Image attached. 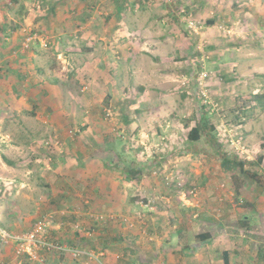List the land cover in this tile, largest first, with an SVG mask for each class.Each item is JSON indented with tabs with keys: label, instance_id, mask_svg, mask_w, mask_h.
<instances>
[{
	"label": "rangeland",
	"instance_id": "obj_1",
	"mask_svg": "<svg viewBox=\"0 0 264 264\" xmlns=\"http://www.w3.org/2000/svg\"><path fill=\"white\" fill-rule=\"evenodd\" d=\"M52 1L18 0L10 4L9 0H0V65L5 64L3 59H28L29 63V59H43L35 65L53 61V67L59 71L64 70L68 74L76 71L78 76L77 63L84 59H113L119 64L126 63V59H137V67L143 71L151 70L162 75L165 71L163 85L159 82L152 86L153 82L145 78H135L127 83L118 80L116 83L107 82L105 79L101 85L106 84V88L104 92H98L97 104L93 108L87 106L89 108L86 109L82 102L77 101L75 106L79 111L70 112L67 120L71 123L66 130V136L71 140L82 136L88 139L93 134L98 139L106 137L108 141L119 142L118 146L125 151L129 148L132 160L128 161L125 157L124 160L133 163L135 171L144 167L146 177L143 182L150 186L153 179H157L162 192H157L155 199L148 197L149 211L153 212L147 215H140L136 210L134 214L91 211L92 220L89 222L73 221L71 216L80 215V210L76 209L77 213L75 210L54 209V195L47 185L52 181H48V172L57 165L55 156L66 153L69 139L59 132L54 133V120L47 116L45 108L39 111L37 117L24 109L19 114L15 113L12 106L1 103L0 109L4 108L5 112H0V138L8 140L0 139V181L5 183L0 184V192H3L0 199L5 203V208L0 209V264H24L27 259L30 264H52L62 254V260L67 264H75L73 259L82 258L65 252L52 254L40 250L38 255L33 253V259H30L28 254L22 253L12 236L30 231L38 220L47 223L49 236H58L64 244L79 249H86L82 247L85 244L94 247L81 250L92 252L95 256L89 258L95 257L100 261L102 255L95 251L100 241V229L107 227L106 233L111 237L119 231L125 234L130 230L129 240L123 239L125 236L118 241L108 239L109 248L121 256L123 252H131V247L137 242L148 243L147 238L156 236L159 228L168 232L181 227V215L186 218L187 213L191 215L193 211L199 215L205 210V205L213 206L215 220L224 219L214 227L221 236L228 238L225 239V246L229 248L231 264L241 261H244L243 264H256L257 260L264 264V260L261 261L264 251L263 256L255 258V245L264 248V108L257 105L256 110L246 109V114L242 113L245 101H251L250 93L256 89H259V94L264 93V0H240L247 3V8L233 10L236 15L230 12L237 6L236 0H119L118 6L116 0H54L58 4L56 12L51 13ZM81 13L90 14L88 22L81 23ZM212 13H216L215 19L218 20L211 25L208 19ZM190 18L202 25L199 34L189 28L187 20ZM34 34L33 41L39 53L32 49L27 51L29 47L24 46L25 38ZM239 39L249 44L246 55L250 59L257 60L254 56H259L263 74L251 82L247 80L237 84L238 81H229L225 73L218 70L221 66L216 58L223 53L222 49L219 47L217 52L210 46L222 45L224 40L241 45ZM164 41L165 46L162 44ZM156 56L168 61L155 63ZM144 59L151 61L146 63ZM98 68L100 66L93 69ZM206 72L208 76L202 79L201 75ZM38 75L44 82L46 77ZM88 86L87 82L82 84L83 89H89ZM145 86L150 88L146 94L139 89ZM76 87L72 82V90ZM5 89L9 90V87L0 86L1 98ZM231 89L234 91L232 98H226L222 104V98L225 99V93ZM108 90L120 94L121 98L113 99ZM71 97L68 102L72 101ZM120 99L125 114L118 103ZM130 101H133L131 105ZM129 106L132 111L140 110L134 113L133 123ZM125 116L131 122L127 123ZM239 116L245 117L246 121L238 127ZM200 120L208 126L214 125L216 130L207 129L199 140L192 141L188 137L189 131ZM88 121L92 122V128ZM84 122L88 125L85 128ZM27 130L33 134L29 136ZM109 150L114 156V150ZM110 152L103 154L101 150L95 151L99 159H104V168L98 178L105 179L106 183L112 170ZM223 155L246 160L245 171L238 168L224 170L221 166ZM260 156L263 157L261 160ZM5 157L16 164L9 165ZM83 158L76 157L77 160ZM71 162L70 159L69 164ZM91 168L94 171L96 166ZM123 173L126 177L130 175L129 171ZM15 179L21 183L16 186L10 184L12 180L15 183ZM119 180L126 183L124 177ZM79 198L87 202V197L79 195ZM162 205L169 210L167 214H158ZM152 214L168 216L162 220ZM245 214L251 218L249 226L243 227L241 217ZM98 218L103 221L96 222ZM197 219L199 217L196 218L197 224L190 222L188 231L191 235L209 229L210 224ZM96 225L98 231L92 228ZM216 231L212 232L218 235ZM77 232L83 233V236L73 239ZM222 242V238L216 236L214 248L221 249ZM158 244L159 241L156 249ZM152 253H146L139 264H169L170 257L165 258L164 251L152 250ZM139 257L142 258V254ZM208 258H211L209 254ZM173 260L176 261V258ZM84 261L88 262V259ZM108 263L124 264L111 263L110 260ZM212 264L221 263L215 260Z\"/></svg>",
	"mask_w": 264,
	"mask_h": 264
},
{
	"label": "crops",
	"instance_id": "obj_2",
	"mask_svg": "<svg viewBox=\"0 0 264 264\" xmlns=\"http://www.w3.org/2000/svg\"><path fill=\"white\" fill-rule=\"evenodd\" d=\"M239 1L240 0H236L237 6H234L235 8L232 9V11H230L231 9L229 10L231 13H234L235 15H236V11L233 10L237 9L238 11H241L247 8L246 7L247 3L245 4V2L243 1L239 2ZM53 4H55L54 5L55 7L52 10ZM57 4L58 3H55L54 0L52 1V6L49 8L51 13L56 12ZM71 11L72 10H69V12ZM215 15L216 13H212V15H210V18L215 17ZM63 16L65 17L66 14ZM216 20H218V18H216ZM246 37L247 36H243L242 38H246ZM164 42L162 43L163 46H165L166 44V42L165 43ZM218 42H221V40L218 39ZM224 42L225 43L222 45L212 44L211 46H213L214 48L213 47L212 48L216 49L217 52L219 47L223 51V53H221V55L216 59L218 61V64L221 66L218 70L221 71V73L223 74L225 73L224 75L226 79H228L229 81L231 80L238 81L237 82L238 84L241 82H245L247 80L251 82V80H253L254 78H258L260 77V74H263L262 71L263 69H261L262 63L258 62L259 56L258 55L254 56L257 58L256 60V59H250V57L246 55V49L249 47L248 43H245V41L243 42L240 39L238 43H242L243 45L231 43L232 42L231 40H224ZM32 55L35 56L36 55L35 52H33ZM29 60L30 63L28 62V59H19V60L3 59V62L5 61L4 62L5 64L0 65V77H1L0 86L1 87L8 86L9 90L5 89V91L2 92L3 94L2 98L0 93V107L3 105L1 103H4L6 106H12L14 108L13 110L15 111V113L19 114L24 109V110H28L30 114L33 116H37L39 111L45 108L46 112L48 113L47 116H50L52 120H54L52 126V128H54L52 130H55L54 133L59 132L61 135L65 136L64 138L67 139H69V137L66 136V130L68 129L71 123L68 122L67 120L69 116H71L70 112L75 113L79 111L77 110L78 108L76 109L75 106L77 101L82 102L84 107L91 106L93 108V106L97 104L96 100L98 98V92L99 91L104 92L103 89L106 88V84L103 86L101 85L105 79L107 82L114 81L116 83L117 82L116 80H118L120 82L126 81L127 83L128 80L132 81L135 78L137 79L145 78L146 81L153 82L152 86H155L154 84L159 82L161 85H163V81L166 79V76H164L165 71H163V75H162L160 73H156L151 70L143 71L140 68H138L137 67L138 63L136 64V62H138L137 59H126V63L123 64L122 63L119 64L118 60H113V59H91V61L84 59V61L77 63V71H79L78 76L76 74V71L70 74L64 73V70L59 71L56 67H53L54 65L53 61L50 63H45L44 65L36 66L35 63H38L40 60L43 59H29ZM150 61L151 59L145 60L146 63L147 62L149 63ZM156 61L157 63L158 62L160 63L162 61H168V59H164V58L161 59L156 56L154 58V62L156 63ZM98 66H100V68L96 70L93 69V68H97ZM33 69L35 71H33ZM125 71H127V73H124ZM226 72H228V75ZM38 74H42L44 77H46L44 82H41L42 77H40ZM72 82H74L77 85V87L74 90H72ZM86 82L89 84L88 87H90L87 90L83 89L82 87V84ZM229 84L231 86L230 82L228 83V85ZM232 87L236 88L234 87V85H232ZM139 89L143 90L144 94L150 91L149 86L139 87ZM258 90L259 89H256L253 91V93H250L251 101H245L244 109L245 107L250 111L257 109V105H256L257 102L256 100H254V95L259 94ZM108 91L112 93L110 90ZM158 92L164 94V91L163 90L161 91V89H158ZM233 92L234 91L232 89L231 91H227V93H225V99L223 97L221 103L222 104L225 103V101L229 97L232 98ZM68 94H70L72 97L69 96ZM6 95H8V97ZM112 95L114 96L113 99L121 98L119 97L121 96L120 94L112 93ZM108 96H110V94H108ZM69 97L72 98V101L69 100L68 102ZM118 103L120 104L121 106L120 108L122 110V105H121L122 99H120ZM132 103L133 101H130V105ZM88 108L89 107H87L86 109ZM129 109H130L129 112L133 113L131 115V119L133 123L134 113L136 111L137 113H139L140 110L137 109L136 111L135 110L132 111L130 106ZM2 110L5 112L4 108H1L0 112H2ZM245 121H246L245 117L239 119L240 123L238 124V127L242 126L243 123H245ZM0 122H2L1 115H0ZM88 122H89L88 125H90L89 127L92 128L93 127L92 122L90 121ZM134 122L137 123V121ZM29 123L32 124L31 122ZM84 123L85 126H83V128L88 126L86 122ZM248 123L246 125H248ZM27 132L29 136L33 134V132H29L28 130ZM252 133L253 132H251L250 134ZM8 137H10V135ZM0 139L4 141L8 140L7 138L4 139L0 138ZM118 144L120 143L115 140L108 141L106 137L105 138L101 137V139H98V137L93 134L92 137L88 139H86L85 136H82L81 138L76 137V140H71L70 138L66 153L62 156H59L58 154L55 156L57 165L56 166L53 165L54 167L52 168V170L48 172L49 174L48 181L49 180L52 181L49 182V184L47 185L50 187V190L54 195V199H55L54 206L52 207L54 209L60 208L61 210L69 209V212H71L72 210H75L77 212L76 209H79L81 212L80 215L77 216V214H75L76 216L75 215L71 216L72 220L75 222L76 221L89 222L90 219L92 220L91 211L92 212L102 211V213H106L108 211L107 213L123 212L128 214L130 213L134 214L136 210V213L141 212L142 215H147L150 214L149 212H153V211H149V209L151 208L148 207L150 206V204H148L150 201L148 200V197H154L157 194V192L158 193L162 192L161 190H159V181H157V179H153V184H151L150 186L144 183L143 181L146 177L145 175L146 172L144 170V167H142L138 171H135L133 169L134 166L132 165L133 163H128L124 160V157L128 161L132 160V158H129V148H127L125 151V149H120ZM105 149L106 151H104ZM109 149L114 150V156L112 155ZM97 150L98 151L101 150L103 154H106V152L111 153L113 161H112V166L110 168L112 170H110L111 176L108 183H106L105 179L98 178L102 174V168H104L103 167L104 159L103 160L99 159L98 155L95 153V151ZM78 156H82L84 158L81 160H77L76 157ZM70 159L72 161L71 164H69ZM73 159H75L76 161H73ZM118 159H120L121 162L120 161L117 162ZM119 163H121V165ZM4 166L6 165L4 164ZM91 166H96V169L93 171ZM142 166H144V163ZM123 171H129L130 175L126 177ZM122 177L125 178L126 183H123L119 180ZM147 177L149 176L147 175ZM15 180H16V182L14 181L15 183H13L12 180L10 184H14L16 186L18 185V183H21V181L17 179ZM99 180L100 182L98 183ZM7 183L8 182H6V184ZM0 184L2 186L5 183L0 181ZM12 192L13 190L10 191V193ZM136 194H139V196H136ZM79 195H82V197H87V202L90 203H87L86 199L83 198L80 199ZM155 198L156 197H154L153 199ZM164 203L166 205L170 204L167 202ZM209 204L211 203L209 202ZM227 204L228 207H231L230 203ZM175 206L176 205H174V207ZM1 208H5V203H2L0 199V209ZM214 210L215 209H213L212 205H209L208 207L205 205V210L203 211V213L199 215L194 214V211H193L194 215L193 214L190 215L187 213L186 218H183V215H181L180 216L181 220L179 221L180 223H183L181 227L172 229L171 231L168 232L167 231L163 232L164 228H159L158 231L160 232L157 234L154 233L156 234V236L153 234L154 236L150 235V237L147 238L149 240H152L151 242L149 240L148 243L137 242L136 246H132L133 248L131 247L130 249L131 252H128L127 254L123 252L121 256L119 254L114 253L113 248H109L110 244L108 239L112 238L118 241L121 240L123 236H125L123 239L128 238L126 240H129L128 234L130 230L126 231L125 234L122 233V231H119L118 233L113 234V236L111 237L109 233L108 234L106 233V231L108 230L107 227L104 229V231H101L100 229V231H98L99 234L98 238L100 239V241L98 242L95 251H97V253L102 255V259L100 257L101 260L99 262L98 261L94 262L92 260H88V262H86L84 260H86L87 258L81 256L82 258H75L73 259V261L75 264H90V263L109 264L108 263L109 260L111 261V263L124 262V264H139L142 262L141 260H143L144 257L146 256V253L153 254L152 250L153 251L158 250L159 252L164 251V254L166 255L165 258L170 257V259L167 261V263L169 264H212V262L215 260H217L221 264H226L225 253L228 256L229 264H231L228 255L229 248L225 246V241H226L225 239L228 238L221 236L214 227V225L219 224V222H223L224 219H218V221L215 220L216 217L214 214L215 213ZM166 211L169 210H165V207L163 206L162 211L161 209H159L158 214L166 213ZM4 212L6 213V211ZM152 215L153 217L156 216L161 218L162 220H164V218L165 217L167 218L168 216V215H164L165 217H163L161 215H156V214H152ZM198 217L199 219H202L203 222L210 224L209 229L206 231L193 233L191 235L189 233L190 231H188L190 228L189 226L190 222L193 225L197 224L195 222H196V218ZM242 217L248 219L249 221L251 218L248 214H245ZM168 221L170 220L168 219ZM68 224H70V222ZM86 225H91V224L86 223ZM212 231H216L218 235ZM200 233H208L209 237L206 240L200 239V241H198L197 235ZM81 236H83V233L77 232L76 236L73 239H78ZM216 236L222 238L223 242L221 244V249L214 248L216 246V243H214V238ZM55 238L59 239L58 236H56ZM59 241L61 240L59 239ZM158 241H159L158 244L159 247L158 249H156L155 245ZM82 247L86 248V249L81 248L83 250H87V248L94 249V247H90V245L87 244H85ZM255 249L257 251V253H255V258L261 256L262 252L264 251V248H261L260 245H255ZM65 253L71 254L69 252H65ZM140 254H142V258L139 257ZM155 254L158 255L157 252ZM208 254L211 256L210 259L208 258ZM173 258H176V261H174ZM62 259H63V255H60L59 259L55 258L53 263L67 264ZM118 259H121L122 261L121 260L118 261ZM263 260L264 258L261 261ZM258 261L260 260H257V262ZM243 262L244 261H241L237 264H243ZM70 264L73 263L70 262Z\"/></svg>",
	"mask_w": 264,
	"mask_h": 264
},
{
	"label": "trees",
	"instance_id": "obj_3",
	"mask_svg": "<svg viewBox=\"0 0 264 264\" xmlns=\"http://www.w3.org/2000/svg\"><path fill=\"white\" fill-rule=\"evenodd\" d=\"M18 0H9V3L10 4H12V3H14V2H17ZM117 2H116V4H117V6L119 5L118 3H120L119 2V0H116ZM55 4H53V6H52V10L54 9V6ZM76 8H74V10H75ZM70 10H72L73 11V9H70ZM89 17H90V14L89 13H81L80 15H79V19H80V21H81V23H85V22H88V20H89ZM215 21H216V19H215V17H211L210 19H208V24H214L215 23ZM81 25V24H80ZM31 45H32V47H31ZM213 46H210V48H212ZM214 48V47H213ZM32 49V50H31ZM28 50H31V51H37V53L39 52L38 50H37V47L35 46V41H33L32 43L30 42V45H29V48L27 49V51ZM254 100H256V102H257V104L256 105H260L262 108H264V94H257V95H254ZM255 102V101H254ZM244 107H242V113L243 114H246V107H245V109H243ZM137 112V111H136ZM122 113H124L125 114V109L122 107ZM245 116V115H244ZM125 117H127L128 118V120H126V122L127 123H129L130 122V119H129V117L128 116H125ZM246 117V116H245ZM243 117H241V116H239V119H242ZM207 129H210L211 131H213V130H216L215 129V126L214 125H211V126H208V124L205 122V121H203V120H200V123L199 124H196L194 127H192L191 128V130L189 131V134H188V137H189V139L190 140H192V141H197V140H199L202 136H203V134H204V132L205 131H207ZM47 152H49V151H47ZM46 156H48V153H47V155ZM47 158V157H46ZM263 157L262 156H260V160L262 159ZM4 160L6 161V163H8L9 165H11V166H13L14 164H16L15 163V161H13V160H10V159H8V158H4ZM246 160H241V159H238L237 157H235V158H230L228 155H223V157L221 158V166H222V168L224 169V170H227V171H233V170H235V169H239L240 171H245V167H246ZM251 175L253 176V177H257L256 176V174L255 173H251ZM0 193H3V192H0ZM243 219H242V223H241V225L243 226V227H246V226H249L248 224H249V220L248 219H246V218H244V217H242ZM103 221V219L102 218H98V219H96V222H102ZM93 229H96V231H98L99 229H98V225H96V226H93L92 227ZM98 229V230H97ZM101 231H104V228H102L101 229ZM197 237H198V239H201V240H206L208 237H209V234L208 233H200V234H198L197 235ZM50 240H52V241H57V242H61V241H59V239H56V238H54V237H51V236H49L48 237ZM106 245V244H105ZM43 251L45 252V251H48L49 253H56L57 251H49V250H47V249H43ZM26 255V254H25ZM63 255V254H62ZM82 256H84L85 258H87L88 260H92V261H94V262H96V261H98L99 262V260H96L97 258H95V257H92V258H89L90 257V255H88V254H83ZM227 258H228V256H227V254L225 253V261H226V264H229V262H228V260H227ZM30 260L29 259H27L26 261H25V263L24 264H30ZM54 264V263H53Z\"/></svg>",
	"mask_w": 264,
	"mask_h": 264
},
{
	"label": "built area",
	"instance_id": "obj_4",
	"mask_svg": "<svg viewBox=\"0 0 264 264\" xmlns=\"http://www.w3.org/2000/svg\"><path fill=\"white\" fill-rule=\"evenodd\" d=\"M187 22L189 28L194 33L196 34L200 33V29L202 27L201 24H199L193 18L188 19ZM35 37H36L35 34L28 35V37L25 38L24 46L29 47L30 42H32ZM206 76H208L207 72L203 73L201 75V78L205 79L204 77ZM148 204H150V201ZM138 214L141 215V212H138ZM47 232H48L47 223L44 220H38L30 231L22 234H15L12 236V238L18 243L20 247V251L22 253L28 254L30 259H33V255H32L33 253L38 255V252L43 249H47L49 251L55 250L57 252H62V253L69 252L73 255V257H79L82 256L83 254H88L90 256L94 255L92 252L83 251L79 248L71 247L62 242L52 241L48 238L49 235ZM31 249H33L34 251ZM256 264H262V263L257 262Z\"/></svg>",
	"mask_w": 264,
	"mask_h": 264
}]
</instances>
